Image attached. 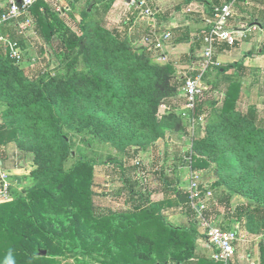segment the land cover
<instances>
[{
  "label": "trees",
  "instance_id": "16d2710c",
  "mask_svg": "<svg viewBox=\"0 0 264 264\" xmlns=\"http://www.w3.org/2000/svg\"><path fill=\"white\" fill-rule=\"evenodd\" d=\"M4 11L0 8L1 13ZM48 12L45 0L31 8L33 19L41 20ZM90 15L89 11L84 12L80 35L71 44L57 49L65 55V69L55 77L50 72L36 78L29 76L0 41V103L6 107L2 117L7 124L0 129V145L6 144L10 137L33 151L37 165L33 178L37 184L27 195L35 206L40 203L49 210L60 208L56 194L72 205L84 201L80 211L85 214L74 215L70 228L58 232L50 221L45 227L48 233L41 227L31 234L39 232L38 236L49 239L76 237L79 244L74 250L87 254L101 252L103 248L88 241L91 237L84 231L97 233L90 225L92 206L85 201L88 195L78 196L90 181L93 163L79 157L73 167L67 168L74 157L72 137L87 132L122 152L137 155L164 138L169 128L185 127L182 116L170 114L161 118L160 115L161 107L178 97L184 86V79L177 78L174 65L158 63L151 47L137 44L136 35L111 30L101 21L88 20ZM8 26L0 29V37L8 35L5 33ZM48 26L51 34L52 27ZM46 39L50 41V35ZM239 65L220 67L218 75L232 81L234 78L228 72ZM237 82H232L234 85H228L227 89L237 87ZM218 87L219 82H215L213 90ZM203 95L198 103V117L204 114ZM238 99L239 96L227 95L222 107L213 104L207 115L206 134L193 141L191 166L217 175L214 183L203 184L204 191L209 188L218 196L223 189H228L229 197L243 195L254 202L253 210L251 204L238 208L234 214L236 219L241 221L245 212L247 223L256 220L264 226V118L256 107L241 110ZM202 126L200 123L196 130ZM29 138L27 143L25 140ZM84 141L90 146L89 139ZM137 167L143 171L141 166ZM163 183L171 188L167 178ZM173 191L177 198L173 207L193 209L188 191L177 188ZM141 193V198L132 200L134 208L122 212V231L113 229L109 223L102 225L104 233L97 235L103 237L101 243L107 248L102 255L111 259L104 264H193L190 256L195 250L196 227L173 229L163 216L173 201L156 203L149 200L150 194L146 193V197ZM6 204L0 205V264L9 250L16 264H61L53 259L59 254L57 249L48 250L44 255L27 247V243L32 246L34 243L24 229L14 218L6 220L2 216ZM207 213L208 210L206 216ZM115 246L122 249V254L114 255Z\"/></svg>",
  "mask_w": 264,
  "mask_h": 264
},
{
  "label": "rangeland",
  "instance_id": "374dc122",
  "mask_svg": "<svg viewBox=\"0 0 264 264\" xmlns=\"http://www.w3.org/2000/svg\"><path fill=\"white\" fill-rule=\"evenodd\" d=\"M45 1L47 7L49 8L48 14L43 15L44 18L41 20L34 17V19H32L33 23L28 30H23V20H17L5 29V33L7 32L8 34L5 37H12L13 41L18 43L17 53L20 58H14L12 55L11 58L20 66L21 69H24L29 76H33V78L39 77L45 72H50V76L55 77L58 73L64 71L65 68L63 61L65 59V55L57 52V49L61 47V45L71 44V42L75 40L76 36L80 35L79 25L83 20L84 12L89 11L91 13V15L87 18L88 20L101 21L105 27L111 30L118 29L121 33L127 32L128 34H132V26L134 23H132L131 20L128 21L127 17L129 19H140V15H136L134 11L122 14V3L116 8H112L108 2L82 0L81 5H76L71 9V7H67L66 5L56 6V4L52 1ZM94 3L99 5L95 7L96 5H93ZM140 10L142 11L141 13L144 14L143 9L141 8ZM46 21L48 22V25L52 27L51 34H49L50 27L45 23ZM229 22L228 25H230ZM126 23H130V25L124 26ZM40 27L43 29L39 30ZM21 31L25 33H21ZM48 35L51 37L50 41L46 39ZM240 41L243 42V47L247 43L244 39ZM190 42L192 43V41ZM221 43L227 44L226 42ZM137 44L140 45L138 42ZM198 45V49L194 46V50L197 52L196 55L200 56L203 54L204 57L205 45L204 43H200ZM190 48L191 47H189L188 50L192 54V49L190 50ZM214 48L216 49V46ZM215 49L214 53L216 51ZM243 52H246L245 54L248 53L246 49H244ZM243 52L241 51V53ZM255 52L257 53L258 50ZM245 56L243 55L238 58L237 62L244 60ZM203 57L201 56L200 59L205 62L206 60ZM189 59L191 60V57H189ZM240 62L243 63V61ZM225 65L228 66L230 64H224V66ZM219 67L220 66L212 65L204 80L205 106L203 107V112L206 117L213 109L214 103H216L217 107H222L227 95H231L235 98L239 96L238 100L241 110L246 111L249 107H256L259 110L261 118H264V69L259 70V72H254L253 70L251 72L248 71L245 72V75L242 71L234 73L233 70H230L228 72L230 74L228 75H232L234 80L224 81L222 76L220 77L218 75L219 71L217 69ZM176 75L177 78L181 77L180 73H176ZM210 79L212 82L208 81ZM215 82H219V87L213 90ZM232 82H237V87L227 89L225 85L228 84L233 86L234 83ZM222 85H224V87ZM181 95H183L186 100L184 88L180 90L178 96ZM5 109L6 107L0 103V129L7 127V124H5L6 122L5 120L3 121L2 117ZM10 123L14 122L10 121ZM201 123L203 125L202 128L199 131L197 129L196 134H194L193 127H191L190 123L187 121V125L189 127V130L187 128V137L179 138L176 136L174 137L173 135L164 137L159 141L167 138V148L161 149L158 147L157 150L153 151L151 150V147H147L137 155L133 152H122L121 149L105 142L101 138L87 134V132L78 133L72 137L74 157L69 160L67 168L70 169L73 167L79 157H83L86 161L93 163V172L90 178L92 183L90 184L89 181L88 185H85L86 187L80 190L78 196L80 197L81 195L82 198H85V195H88V197L85 198V201L88 200L92 206L89 212L92 217L90 225L95 227L97 233L94 234L90 231L84 232L91 237V240H88L89 243H96L95 245L101 244L103 246L101 252L87 254L79 250H74V248L79 244V239H76V237L49 239L38 236L39 232H33L31 234L34 229H41V227L44 228L43 230L45 232H47L48 229L45 227L50 221L54 224V229L58 232L62 231V228H70L74 215L79 213L85 214L80 211L83 207L82 204L84 201H82L81 204L72 205L69 202H66L62 195L56 194L58 197L56 199V203L60 205V208H52L49 210L46 209L45 206L42 207L43 205L40 203H37V206H35L33 199L27 195V191L35 187L37 184L36 180L33 178V172L37 170L33 151L25 149L18 140L12 138L10 139V137L7 136L6 137L9 138L8 142L4 145H0V159L4 163L6 173L10 176L13 185V193L11 200L7 202L4 211L2 212L4 214H2V216L6 220L8 218H14L13 220L15 223L24 229V233H27L29 239L34 243V246L27 243V247H29L30 250L41 254L45 252V255H47L48 250L52 251L57 249L59 254L53 257V259L61 261V264H104L105 261L110 262V258L102 255V253L107 249L104 247V244L101 243L103 241V237H100V234L104 233L102 225L104 226L105 223H109L113 229L122 231V210L123 212L126 210L125 207L128 202L127 200L132 192H142L144 194L148 193L151 195L149 200L156 203L171 200L173 201L172 207L169 210L167 209V211L171 213L176 211L182 212L181 207H173L177 202L173 189L176 187H185V181L182 179L178 180L177 177H171L169 175L171 172L168 173L166 171L174 170L173 167L170 168V166L175 165V157H177L176 160H185V151H188V146L190 144L193 146L195 137H203L206 134L205 126L207 118ZM15 126L18 127L17 124H15ZM84 139H89L91 143L90 146L84 141ZM29 140L30 138L25 141L28 143ZM176 149H179L181 152L177 153ZM182 149L185 150L183 151ZM112 160L117 161L114 162ZM110 162H113V164H110ZM143 162V171H140V168L137 166ZM175 174L180 175V172L178 173L177 171ZM165 177L168 179L171 188L167 187L163 183ZM173 179L176 181L178 180V185H176L177 182ZM191 179L192 174L189 179L188 190L187 188L185 189L186 191H189ZM217 179L218 177L215 175L213 179L206 177L204 181H200L201 183L205 182L209 184L210 180L215 182ZM147 186L148 189L146 188ZM227 190L228 189H223L218 196L216 192L213 191L216 201L213 200L211 203H208V206H210L211 209V206L215 202H218V207H212L214 214L211 215L212 217L210 216V218L213 220H217L218 218L221 219L222 221L220 222V227L225 230H227V227H225L226 219H233L237 217V215L234 214L238 212V208H241L242 206L246 207L251 204L252 206H250V209H255L254 202L251 200V202H249L247 197L243 195H234L229 197L231 192ZM1 204L3 205V203ZM128 204L130 203L128 202ZM127 207L133 208V205H127ZM129 209L128 211H130ZM193 209L188 206L186 208V214L188 213L191 217L192 224L197 221V223L193 225H196L197 233L202 236L204 233L202 221L201 218L195 214V209ZM242 215L244 221H247V215L245 212H242ZM168 217L170 216L168 215ZM180 218L183 219V217ZM184 219L186 222L189 221L187 217ZM89 227L90 226L87 225V228ZM98 234L100 236H97ZM37 244L41 245L40 248H38ZM112 252L115 256H117L118 254H122V249L115 246L112 249Z\"/></svg>",
  "mask_w": 264,
  "mask_h": 264
},
{
  "label": "crops",
  "instance_id": "0c3cea01",
  "mask_svg": "<svg viewBox=\"0 0 264 264\" xmlns=\"http://www.w3.org/2000/svg\"><path fill=\"white\" fill-rule=\"evenodd\" d=\"M10 0H1L0 1V8L6 9ZM52 1L54 4L63 6L66 5L67 7H75L76 5H81L82 0H49ZM87 1V0H83ZM103 1L110 3V7L116 8L122 3V14H127L134 11L136 15H140V19H128L131 20L133 24V32L139 39L138 43L151 47L155 60L160 64H173L177 70V73L181 74L180 78L184 79L185 84V75L190 70L193 69L194 75H198L202 71V65L204 61L200 59L203 57V54L197 56V52L194 50L197 48L200 43H204V37L210 31L209 21L214 19V9L217 7H221L232 0H149L148 7L151 9L154 17H145L141 8L138 7L137 4L134 2H139L140 0H131V2L127 0H96V2ZM234 1V0H233ZM222 2V3H221ZM93 5H97L94 3ZM234 12H233V19L230 20L229 27L236 32H238V40L235 45L230 46L225 43H221L220 41H216V51L214 53V66L223 67L224 64H234V63H241V65L237 66L236 68L232 69L233 72H259V70L264 69V0H237L234 4ZM66 13V12H65ZM133 14V13H132ZM127 21V22H128ZM125 25H130V23H126ZM9 27V26H8ZM164 31V32H161ZM163 33V34H162ZM166 33H170L171 37L167 40H162ZM243 34L245 37H242ZM246 40L247 43L243 47V42L240 40ZM192 41V43L190 42ZM195 42V45L193 44ZM161 43V47L158 48L157 44ZM221 43V44H219ZM193 44V45H192ZM205 45V44H204ZM190 48L192 54L188 50ZM198 49V48H197ZM247 50L243 52V50ZM258 50L256 53L255 51ZM241 51L243 53H241ZM190 53V54H189ZM190 55V56H189ZM245 56L242 62H237L238 58L241 56ZM191 57V60L189 59ZM204 58V57H203ZM227 66V65H225ZM224 66V67H225ZM219 67V68H220ZM190 68V69H189ZM211 68V67H210ZM205 72L203 80H205L207 76V72ZM216 68V67H214ZM218 70V69H217ZM230 74V73H228ZM225 81V79L223 78ZM212 82L211 79L208 80ZM224 87V85H222ZM221 86V87H222ZM228 87V84L225 85ZM184 86L181 88L183 89ZM204 96V95H203ZM202 98V97H201ZM187 99L185 100L184 96H178L175 99L169 101L167 105L162 106L161 118L162 116H169L170 114H176L182 116V108L186 103ZM199 103V101H198ZM200 105V104H199ZM171 107V108H170ZM198 108V106H197ZM204 117V120L207 118L205 113L201 115ZM185 127L183 128H169L166 130V136L169 137L173 135L174 137H187V121L185 119ZM167 139V138H166ZM162 140L156 143L151 147V150H157L158 147L167 148L166 142L167 140ZM165 142V143H163ZM162 143V144H161ZM188 151L186 150L185 160L179 159L176 160L175 157V165L170 166L173 167L175 170H167L166 172L170 173L169 175L173 178L177 177L179 180L185 181V187H176L179 190H185L189 187V179L191 174L198 175L199 180H203L207 177L213 179L216 174L210 173L207 169H195L193 165L191 166L192 162V153H193V146L190 144ZM183 150V149H182ZM185 150V149H184ZM183 150V151H184ZM176 152H181L179 149H176ZM184 158V157H182ZM191 158V160H190ZM189 159V161H188ZM146 163V162H145ZM4 165V163H3ZM143 168L144 162L140 163ZM142 171V170H141ZM180 172V175H176L175 173ZM162 176V175H160ZM166 178V177H165ZM175 180V179H173ZM178 180L176 181V185H178ZM205 185L206 183L203 182ZM209 183H214V181L210 180ZM186 191V190H185ZM189 192V191H188ZM144 194V193H141ZM146 193H145V195ZM151 196V195H150ZM129 199L127 200L130 204L133 205L132 200L141 198L139 193H131ZM125 200V202H126ZM213 200L216 201L215 197L211 200L207 201V216L205 217L210 220L213 225L220 227L221 219L213 220L210 218L211 215L214 214L213 208L218 207V202L214 203L211 206H208V203H211ZM169 201V200H168ZM125 207V211L131 207ZM170 208H166V212L164 211L165 221L173 228V229H187L190 230L196 227L192 224V219L186 214V208H181L182 212H169L167 211ZM174 211V210H173ZM196 211V210H195ZM123 212V210H122ZM206 212V211H205ZM211 212V213H210ZM168 215L170 217H168ZM189 221H185V217ZM198 215V213H197ZM180 217H183L181 219ZM212 217V216H211ZM233 218V219H226L225 223H227V230L226 231H237L238 233V241L236 243V255L232 264H264V226L254 220L253 223H247L242 219L241 221ZM194 220V219H193ZM197 223V221H196ZM231 227V228H228ZM204 228V227H203ZM221 229L225 230L224 228L220 227ZM214 252L213 250L208 247V243L206 240V231L204 229V233L202 236L199 234L196 235L195 238V250L190 256V263L193 264H218L213 259ZM170 259L172 257L170 256Z\"/></svg>",
  "mask_w": 264,
  "mask_h": 264
},
{
  "label": "built area",
  "instance_id": "2783aa9c",
  "mask_svg": "<svg viewBox=\"0 0 264 264\" xmlns=\"http://www.w3.org/2000/svg\"><path fill=\"white\" fill-rule=\"evenodd\" d=\"M40 0H10L5 11L0 12V29L4 28L17 20H23V30L28 28L33 23L31 8ZM237 0L231 1L221 7L214 9V19L209 21L210 31L204 37L205 51L204 59L206 60L202 65V71L198 75H194L193 69H190L185 75L184 90L186 94V103L182 108V117L186 119L191 127H193L194 134L196 133L197 126L204 120L203 116H197L198 101L204 94V74L214 62V47L216 41L226 42L228 45L233 46L238 40V32L231 29L228 22L233 17L234 4ZM149 0L135 1L134 3L142 8L145 17H154L151 9L148 7ZM21 33H25L21 31ZM243 35V34H241ZM171 37L170 33H166L162 40H167ZM242 37H245L244 35ZM0 41L7 45L11 51L12 57L20 58L17 53L18 43L14 42L12 38L0 37ZM161 47V43L157 44ZM203 184L199 180L198 175H192L190 181V202L193 208L201 218L202 226L206 231V240L208 247L213 252V259L218 264H232L236 255V243L238 241L237 231H226L220 227L213 225L206 217L205 211L207 210V201L214 197L213 190L207 188L204 191ZM207 186V185H206ZM13 185L10 176L4 169L3 161L0 159V203L8 202L12 198Z\"/></svg>",
  "mask_w": 264,
  "mask_h": 264
},
{
  "label": "clouds",
  "instance_id": "9594fccd",
  "mask_svg": "<svg viewBox=\"0 0 264 264\" xmlns=\"http://www.w3.org/2000/svg\"><path fill=\"white\" fill-rule=\"evenodd\" d=\"M3 264H16L15 257L13 256L12 250H9L7 256L5 257Z\"/></svg>",
  "mask_w": 264,
  "mask_h": 264
},
{
  "label": "water",
  "instance_id": "95a60500",
  "mask_svg": "<svg viewBox=\"0 0 264 264\" xmlns=\"http://www.w3.org/2000/svg\"><path fill=\"white\" fill-rule=\"evenodd\" d=\"M127 1L131 2V0H127ZM43 254L45 255L46 253H45V252H43Z\"/></svg>",
  "mask_w": 264,
  "mask_h": 264
}]
</instances>
